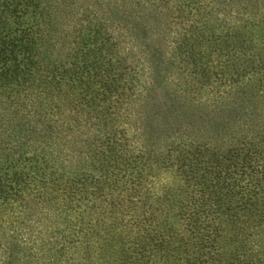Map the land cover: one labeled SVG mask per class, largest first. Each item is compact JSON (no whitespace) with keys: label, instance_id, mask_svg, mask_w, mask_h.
Returning <instances> with one entry per match:
<instances>
[{"label":"trees","instance_id":"trees-1","mask_svg":"<svg viewBox=\"0 0 264 264\" xmlns=\"http://www.w3.org/2000/svg\"><path fill=\"white\" fill-rule=\"evenodd\" d=\"M0 264H264V0H0Z\"/></svg>","mask_w":264,"mask_h":264}]
</instances>
